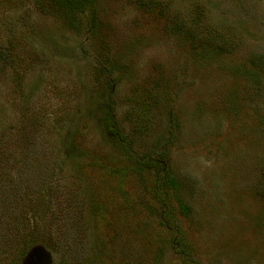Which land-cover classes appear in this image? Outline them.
Returning a JSON list of instances; mask_svg holds the SVG:
<instances>
[{"label":"rangeland","instance_id":"1","mask_svg":"<svg viewBox=\"0 0 264 264\" xmlns=\"http://www.w3.org/2000/svg\"><path fill=\"white\" fill-rule=\"evenodd\" d=\"M0 264H264V0H0Z\"/></svg>","mask_w":264,"mask_h":264},{"label":"trees","instance_id":"2","mask_svg":"<svg viewBox=\"0 0 264 264\" xmlns=\"http://www.w3.org/2000/svg\"><path fill=\"white\" fill-rule=\"evenodd\" d=\"M71 8V7H70ZM72 9V8H71ZM72 10L68 11V12H71ZM178 27V25H176ZM124 146V145H123ZM165 185V184H164Z\"/></svg>","mask_w":264,"mask_h":264}]
</instances>
